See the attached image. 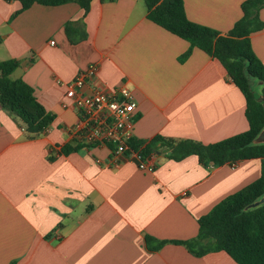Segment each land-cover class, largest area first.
<instances>
[{"label": "crops", "instance_id": "obj_1", "mask_svg": "<svg viewBox=\"0 0 264 264\" xmlns=\"http://www.w3.org/2000/svg\"><path fill=\"white\" fill-rule=\"evenodd\" d=\"M183 1L190 21L225 35L246 0ZM21 8L0 0V62L19 61L11 78L30 85L56 119L32 136L0 105V264H237L225 252L197 257L173 243L152 252L145 238L195 239L201 217L260 178L261 160L204 166L157 146L155 172H142L128 154L71 139L78 114L62 107L66 89L57 83L97 64L86 91H132L135 142L210 145L249 130L246 99L222 64L199 49L181 62L189 43L150 22L146 0H92L87 15L76 3L35 4L13 17ZM82 20L66 33V23ZM251 43L264 64V29Z\"/></svg>", "mask_w": 264, "mask_h": 264}, {"label": "trees", "instance_id": "obj_2", "mask_svg": "<svg viewBox=\"0 0 264 264\" xmlns=\"http://www.w3.org/2000/svg\"><path fill=\"white\" fill-rule=\"evenodd\" d=\"M21 10L33 5L55 7L69 3L78 4L90 11L92 0H17ZM147 19L168 33L189 43V50L180 58L184 62L194 49H199L218 60L246 99V117L249 130L205 145L193 140H173L157 136L150 142H130V148L148 156L157 146L167 151L168 158L180 162L197 156L204 166L222 167L248 160H261V176L247 187L225 198L207 215L198 220L199 231L189 241H157L146 236L148 250L159 251L165 244L185 246L197 257L213 252L227 253L237 264H264V204L253 205L264 197V143H256L264 131V64L255 54L251 36L264 29L260 11L264 0H246L241 9L243 16L233 29L223 35L215 29L190 21L183 0H146ZM81 22H68L64 30ZM75 41H72L74 43ZM17 60L0 62V105L15 115L32 136L45 133L56 116L38 101L35 90L23 80H13L11 75L19 68ZM257 80L261 94L253 88ZM80 148L65 147L67 154Z\"/></svg>", "mask_w": 264, "mask_h": 264}, {"label": "built area", "instance_id": "obj_3", "mask_svg": "<svg viewBox=\"0 0 264 264\" xmlns=\"http://www.w3.org/2000/svg\"><path fill=\"white\" fill-rule=\"evenodd\" d=\"M54 44L51 42V45ZM99 71V65L94 64L80 72L71 82L57 80V83L66 89L62 107L73 108L78 114L77 123L69 130L71 139L85 148L111 147L115 158L128 154L137 161L140 171L155 172L154 155L145 156L130 148L137 121L132 91L127 86L112 92L86 91L88 84ZM229 166L236 169L238 163Z\"/></svg>", "mask_w": 264, "mask_h": 264}, {"label": "water", "instance_id": "obj_4", "mask_svg": "<svg viewBox=\"0 0 264 264\" xmlns=\"http://www.w3.org/2000/svg\"><path fill=\"white\" fill-rule=\"evenodd\" d=\"M256 143H258V144L264 143V131L259 135V137L256 140ZM262 204H264V197L261 200H259L258 202H256L253 205V207H257V206H260Z\"/></svg>", "mask_w": 264, "mask_h": 264}, {"label": "rangeland", "instance_id": "obj_5", "mask_svg": "<svg viewBox=\"0 0 264 264\" xmlns=\"http://www.w3.org/2000/svg\"><path fill=\"white\" fill-rule=\"evenodd\" d=\"M253 88L257 94H261V86L257 80L254 81Z\"/></svg>", "mask_w": 264, "mask_h": 264}]
</instances>
